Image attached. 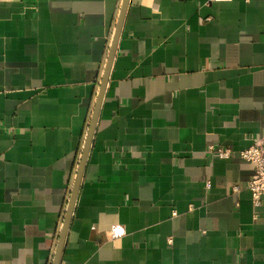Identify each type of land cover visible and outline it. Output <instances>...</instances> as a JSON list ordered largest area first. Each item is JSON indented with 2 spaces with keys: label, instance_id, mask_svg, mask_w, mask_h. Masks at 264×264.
Masks as SVG:
<instances>
[{
  "label": "crops",
  "instance_id": "crops-1",
  "mask_svg": "<svg viewBox=\"0 0 264 264\" xmlns=\"http://www.w3.org/2000/svg\"><path fill=\"white\" fill-rule=\"evenodd\" d=\"M148 2L129 1L60 264H264L240 157L264 138V0ZM121 4L0 0V264L53 262Z\"/></svg>",
  "mask_w": 264,
  "mask_h": 264
},
{
  "label": "water",
  "instance_id": "water-1",
  "mask_svg": "<svg viewBox=\"0 0 264 264\" xmlns=\"http://www.w3.org/2000/svg\"><path fill=\"white\" fill-rule=\"evenodd\" d=\"M129 1L130 0H122L118 21L116 24L115 32L113 34L111 46L109 48V53H108V56H107V59H106L105 65H104V70H103V74H102V77L100 80V85L98 87V91L96 94L94 109H93L92 114L90 116V121H89V125H88L86 139H85L83 149L81 152L80 160L78 163V169H77L76 174H75V179H74V182L72 184V189L70 192V197L68 200L67 208H66L65 213H64L62 229H61V232L59 235V241L57 244L56 253L54 255L52 264H60L61 259H62V255H63V251L65 248L69 228L71 225L75 205L77 202V198H78L79 191L81 188L86 164L88 161L90 149H91L93 139L95 136L97 123H98L99 115L101 112V107H102L103 100L105 97L106 88H107V85L109 82V76H110L111 69L113 66V62L115 59V55L117 52L118 43H119V40L121 37V33H122L123 24L125 21V16H126L127 8L129 5Z\"/></svg>",
  "mask_w": 264,
  "mask_h": 264
},
{
  "label": "built area",
  "instance_id": "built-area-1",
  "mask_svg": "<svg viewBox=\"0 0 264 264\" xmlns=\"http://www.w3.org/2000/svg\"><path fill=\"white\" fill-rule=\"evenodd\" d=\"M208 153L212 157L222 160H228L233 155L230 149L219 148L214 145L208 147ZM240 157L254 166L255 173L247 188L251 193L253 206L259 208L264 196V138L254 140L250 147L240 152ZM239 190L238 187L234 188L235 193H238Z\"/></svg>",
  "mask_w": 264,
  "mask_h": 264
},
{
  "label": "clouds",
  "instance_id": "clouds-1",
  "mask_svg": "<svg viewBox=\"0 0 264 264\" xmlns=\"http://www.w3.org/2000/svg\"><path fill=\"white\" fill-rule=\"evenodd\" d=\"M145 5L151 7V4L148 2V0H145ZM120 234L121 235L123 234V229H122Z\"/></svg>",
  "mask_w": 264,
  "mask_h": 264
},
{
  "label": "snow or ice",
  "instance_id": "snow-or-ice-1",
  "mask_svg": "<svg viewBox=\"0 0 264 264\" xmlns=\"http://www.w3.org/2000/svg\"><path fill=\"white\" fill-rule=\"evenodd\" d=\"M121 231H122V229L117 228V232L118 233H121Z\"/></svg>",
  "mask_w": 264,
  "mask_h": 264
}]
</instances>
